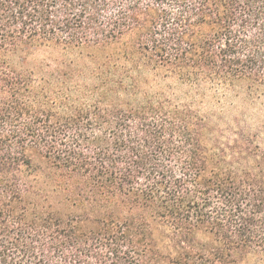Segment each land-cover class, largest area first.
Here are the masks:
<instances>
[{
	"label": "trees",
	"instance_id": "16d2710c",
	"mask_svg": "<svg viewBox=\"0 0 264 264\" xmlns=\"http://www.w3.org/2000/svg\"><path fill=\"white\" fill-rule=\"evenodd\" d=\"M237 86L264 0H0V264H264V132L199 109Z\"/></svg>",
	"mask_w": 264,
	"mask_h": 264
},
{
	"label": "rangeland",
	"instance_id": "374dc122",
	"mask_svg": "<svg viewBox=\"0 0 264 264\" xmlns=\"http://www.w3.org/2000/svg\"><path fill=\"white\" fill-rule=\"evenodd\" d=\"M59 52L46 49L40 52L39 59H51L58 56ZM69 58L77 59V67H85L86 58L80 57L78 53L67 54ZM65 56V54H64ZM187 89L177 86L175 92L183 97ZM202 106V113L210 114L220 129L226 132L236 133L237 125L241 124L253 132L262 129L264 132V95L260 92L250 93L245 86L231 87L218 92H206Z\"/></svg>",
	"mask_w": 264,
	"mask_h": 264
}]
</instances>
